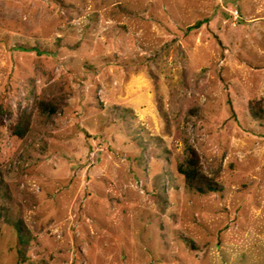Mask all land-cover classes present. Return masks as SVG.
Listing matches in <instances>:
<instances>
[{"label":"rangeland","instance_id":"rangeland-1","mask_svg":"<svg viewBox=\"0 0 264 264\" xmlns=\"http://www.w3.org/2000/svg\"><path fill=\"white\" fill-rule=\"evenodd\" d=\"M252 100L264 0H0V264H264Z\"/></svg>","mask_w":264,"mask_h":264},{"label":"trees","instance_id":"trees-1","mask_svg":"<svg viewBox=\"0 0 264 264\" xmlns=\"http://www.w3.org/2000/svg\"><path fill=\"white\" fill-rule=\"evenodd\" d=\"M37 107L41 112H46L48 114H53L55 112V106L51 104L37 102ZM247 109L253 120L264 124V108L261 100L249 101L247 103ZM29 125L30 116L23 112L17 123L11 128V135L17 138H23L29 130ZM176 171L182 177L184 184L190 190H194L199 194L214 193L221 190L219 183L202 172L198 154L192 147L187 149V155L183 162L177 164Z\"/></svg>","mask_w":264,"mask_h":264}]
</instances>
